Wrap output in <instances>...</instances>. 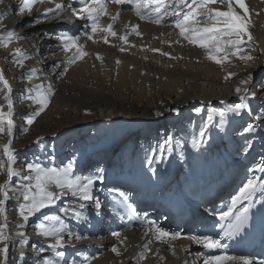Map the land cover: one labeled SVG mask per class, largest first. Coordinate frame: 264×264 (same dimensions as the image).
Masks as SVG:
<instances>
[{
	"label": "bare ground",
	"instance_id": "6f19581e",
	"mask_svg": "<svg viewBox=\"0 0 264 264\" xmlns=\"http://www.w3.org/2000/svg\"><path fill=\"white\" fill-rule=\"evenodd\" d=\"M64 2L74 3L75 0ZM245 3L251 13L253 39L249 42L247 54L254 58L252 61L245 63L232 58L230 63L221 66L206 60L201 49L186 42L169 46L162 41L175 40V30L142 21L130 10V6H122L113 29L118 34H124L131 30L130 27L125 29V25L135 24L139 25L138 30L143 35H129V44H123L115 37H109V43L105 44L103 33L95 35L96 42L81 35L80 43L85 45L89 55L70 66L68 72L57 79L62 68L54 74L51 66L61 63L65 53L57 47L59 42L56 35L61 31L79 35L87 22L77 20L65 8L60 16L41 17L40 23L33 25L31 21L41 16L43 8L53 5H35L30 17L19 14L18 0H3L0 12L9 11V16L4 20L7 28L26 37L19 42V46L29 52L39 50L38 55L25 62L24 68H18L12 65L9 56L11 48L0 49V70L4 71L13 89L14 110L21 107L15 102L17 93L14 88L17 84L23 87L24 93L28 87L41 82L51 83L55 89L42 116L46 124L29 130L22 139H18L20 135L14 129L13 147L18 158L16 167L24 163L26 155L22 149L33 146L37 150L34 158L38 157L42 164L61 166L72 160L74 171L84 175L102 169L104 181L98 183L97 188L104 191L96 192L101 201L107 195V188L117 187L129 193L133 207L139 212H146L150 219L169 231H180L185 237L208 229L219 232V227H213L216 223L213 210L224 208L231 195L246 180L247 169L254 163L251 161L253 155L258 153L264 158V123L256 120V116L264 112V82L258 91L252 90L249 82L250 92L256 93L248 101L251 111L245 109L240 116L228 113L226 123L220 127L215 126L220 118L214 116V124L205 137V143L199 149H194L191 142L209 112L239 102L234 92L239 81L249 73L254 80L264 68V0H245ZM108 8L112 15L118 10L114 4H109ZM100 22L107 25L111 21L104 16ZM169 32L173 33L171 37L167 35ZM46 39H52L55 43L48 44ZM121 46L125 51L120 50ZM145 46L169 52L177 59L148 51ZM96 53L100 54L102 61L96 59ZM33 67L42 69L47 75L27 81L19 79L22 73ZM229 73L235 75L226 80L225 76ZM258 98L263 99V107L257 106ZM221 100L225 104L222 105ZM0 103L4 101L0 99ZM32 106L35 108V105ZM197 108L201 110L199 113L195 111ZM156 112L162 115L156 116ZM52 120L57 122L54 121L52 129H49ZM248 123L257 125L255 132H243V127ZM85 129H90V133L84 135ZM45 130L51 131L49 135L57 134L56 138L53 136L48 141L53 146L55 141L58 143L54 146L55 151L59 150L56 158L45 156L48 146H44L41 139L40 143L36 141ZM70 134L72 140L61 145ZM79 134L81 138H78ZM169 136L181 141V146L177 148L173 140L174 151L171 155L167 151L161 153L157 147ZM246 141L251 143L250 148ZM19 149L21 153L16 152ZM161 156L162 160L148 164V157ZM5 178L0 175V182ZM231 180L234 182L230 183ZM170 182L175 187L170 186ZM70 199L63 198L58 204L62 205ZM212 199L216 201L207 202ZM256 200L259 202L250 213L248 229L235 240L225 241L230 254L264 259V194H258ZM146 205L151 208H141ZM160 207L166 208V215L173 210L174 218L156 219ZM14 208L15 201H10L8 209L12 224L19 222ZM51 211L59 214L56 208ZM104 215L107 219L102 222ZM89 217L90 223H77L65 218L72 231L87 236L79 243L68 241L65 237L71 246L60 250L66 251L67 261H79L87 255L93 257L91 264H137L138 254L147 240L140 221L126 211L115 215L107 207L100 217H96L94 211H89ZM35 219L23 230L37 249L30 246L22 249L17 244L10 248L8 264H40L42 258H54L50 249L44 253L38 251L46 244L33 234ZM198 219L199 222L195 223ZM12 231L16 229L13 227ZM112 231L122 233L123 244L111 236ZM255 236L260 238L257 242H254ZM113 246L119 249V256L111 251ZM172 246L175 255L167 250V245L152 243L151 250L139 264H193V261L202 264V259L197 258V253L205 251L202 246L186 238L173 241ZM21 253H24L22 259ZM159 257H164V260L161 261Z\"/></svg>",
	"mask_w": 264,
	"mask_h": 264
},
{
	"label": "snow or ice",
	"instance_id": "6c2138e0",
	"mask_svg": "<svg viewBox=\"0 0 264 264\" xmlns=\"http://www.w3.org/2000/svg\"><path fill=\"white\" fill-rule=\"evenodd\" d=\"M2 2L3 0H0V3ZM37 4L53 6L44 7L41 16L31 21L33 25L40 23L41 17L47 19L49 16H60L65 8L70 10L71 15L77 20L87 22L84 25V31L79 35L69 31H61L56 35L59 42L57 47L65 53V59L61 63H54L51 66V71L54 74L57 69L62 68L56 76L57 79L63 77L70 66L84 60L89 55L85 50V45L80 43L81 35L96 42L95 35L103 33L105 44L109 43V37L118 38L123 44H129V35H143L138 30L139 25L135 24L125 25V29L130 27L131 30L130 32L125 31L124 34H118L113 29L122 6H130V10L142 21L158 26H167L175 30V40L162 41L169 46L173 43L183 44L186 42L188 45L201 49L206 60L221 66L230 63L232 58L245 63L254 59L247 54L248 45L253 36L250 31L251 13L245 0H75L74 3H65L64 0L61 2L18 0L19 14L31 17L34 6ZM109 4L117 6L118 10L115 15L109 12ZM8 16L9 11L0 12V49L9 50L11 48L9 56L12 65L24 68L25 62L38 55L39 50L29 52L19 46V42L25 40L26 37L14 29L7 28L4 20ZM104 16H108L111 21L107 25L100 22L101 17ZM167 35L171 37L173 33L169 32ZM14 44L17 46L11 47ZM130 46L134 47V45ZM145 49L170 59H177L171 53L160 49L147 48V46ZM120 50L125 51L122 46ZM96 59L102 61L99 53H96ZM116 63L119 64L120 61L117 60ZM46 75L47 73L42 69L33 67L22 73L19 79L27 81L33 78L40 79ZM234 75L235 73H229L225 79H230ZM252 79L253 76L249 73L234 88V92L239 98L238 103L228 104L225 108L215 109L208 113L198 134L192 139V148L199 149L205 143V137L214 124V116L220 118L219 124L215 125L220 127L226 123L225 117L228 113L240 116L245 109L251 111L248 101L250 97L256 96V93L250 92L248 88ZM54 94L55 89L51 83L41 82L26 89L22 98L30 101L31 105H35L34 110L24 117L26 125H32L36 118L47 109ZM0 99L4 101V103H0V137H6V142L0 144V175L6 177L3 182H0V264H8L10 248L16 247L17 244L22 249L28 246L34 250L37 249V245L30 242L26 231L23 230L33 218H36L32 224L33 234L46 244V247H40L38 251L44 253L50 249L54 257L42 258L40 264H91L93 257L87 255L79 261L69 262L65 259L66 251L60 249L71 246L66 242V236L68 241L77 243L87 239V236L72 231L65 218L75 220L77 223H90L89 211H94L95 216L100 217L105 207L115 215L126 211L135 220L140 221L144 228L143 235L147 240L142 245L143 250L138 254L137 264L146 258L152 243L158 242L167 245V250L175 255L172 242L185 238L202 246L205 250L197 253V258L202 259V264H264V259L230 254L228 252L229 245L225 243V241L235 240L249 227L250 213L259 202L256 200V196L264 194V158L254 162L252 167L247 169L246 180L231 195L224 208L213 210V215L216 218L213 227H219V232L208 229L199 233L193 232L185 237L180 231H169L162 227L157 221L150 219L146 212L137 211L133 207L127 191H122L117 187L107 188V195L101 201L96 192L104 191L97 188V184H102L104 181V176L101 174L102 169L88 175L78 174L74 171L72 160L61 166H51L39 162L38 157L25 162L23 168L16 167L18 158L13 147L14 129L16 128L13 89L5 78L3 70H0ZM220 103L223 105L225 101L221 100ZM173 111L177 110L173 109ZM195 111L199 113L201 110L197 108ZM155 115L160 116L162 113L156 112ZM256 120L264 123V112L258 114ZM256 127L257 125L248 123L243 127V132L253 133L256 131ZM22 131L27 132L28 129L25 127ZM173 140H175L177 148L181 146V141L178 138L169 136L163 143L157 145L159 151L161 153L167 151L171 155L174 151ZM39 141L40 138L37 143ZM246 143L249 148L252 146L250 142L246 141ZM244 150L247 152L248 149ZM162 159L163 156L148 157L147 161L151 165L153 161ZM63 198L71 199L63 202L62 205L58 204ZM10 201H15L13 211L19 217V222L15 224H12L9 217L8 203ZM54 208L58 209L59 214L51 211ZM46 209L49 211L45 212ZM13 227L16 229L15 232L12 231ZM111 236L120 240L121 244L124 243V240L121 239V232L112 231ZM111 251L117 256L121 254L116 246H113ZM23 256L24 253H21V259ZM159 259L163 261L164 257H159Z\"/></svg>",
	"mask_w": 264,
	"mask_h": 264
},
{
	"label": "rangeland",
	"instance_id": "374dc122",
	"mask_svg": "<svg viewBox=\"0 0 264 264\" xmlns=\"http://www.w3.org/2000/svg\"><path fill=\"white\" fill-rule=\"evenodd\" d=\"M83 22H81V24H82ZM20 26H21V24H20ZM26 30H28V29H26ZM25 30V31H26ZM45 42L46 43H48V44H50V43H55V41L54 40H50V39H46L45 40ZM21 81V80H20ZM20 81H18V83L20 82ZM262 82H264V68L258 73V75H257V77L254 79V80H252L251 81V84H250V86H251V89L252 90H256V91H258L259 89H260V87H261V85H262ZM14 90H15V92L17 93V97H16V99H15V102H16V105H20L21 107L18 109V107H16V109L14 110V112H15V115H14V123H16L15 125H16V132H17V134L18 135H20L19 137H18V139H22L28 132H29V130H32V129H36V128H40V127H42L44 124H46L47 123V121H46V119L45 118H42V116L46 113V111H44L43 113H41V115L39 116V117H37L36 118V120H35V122L32 124V125H26L25 123H24V117L26 116V115H28V114H30L33 110H34V107L30 104V102L29 101H27L26 99H24V100H22L23 98H22V94L24 93V91H23V87H21V85L20 84H17L16 85V88H14ZM259 99V98H258ZM22 101V102H21ZM257 106L260 108V107H263V99H259L258 101H257ZM53 121V122H52ZM51 122H49V125H50V128L49 129H52V126L55 124V122L54 121H56L57 122V120H52ZM52 124V125H51ZM238 124V126H239V123H237ZM27 128L28 129V131L27 132H24V131H22V129L23 128ZM49 132H51V131H44V134L42 135V134H39L38 135V138H40L42 141H43V143H44V146H48V152L46 153V155L45 156H48V158H50V157H52L53 156V158H56L57 156H58V154H59V150L58 151H55L54 149H55V147L54 146H57V141H55L54 142V146L53 145H51V143L50 142H48L50 139H52L53 138V136H55V138L57 137V134H53V135H49ZM90 133V129H85L84 131H83V134L84 135H87V134H89ZM42 135V136H41ZM129 136V134H127V137ZM38 138L36 139V141L38 140ZM78 138H81V134H79V136H78ZM6 139V137H0V144H2V143H4V140ZM72 140V134H70L67 138H64V140L62 141V144L61 145H63V142L64 143H66V142H70ZM39 143H40V141H39ZM26 145H28V143L27 144H24L23 146H19L18 148H21V147H24V146H26ZM18 148H16V149H18ZM23 150V153H24V155H26L25 156V158H24V163L22 164V166L21 167H19V168H22L23 166H24V164H25V162H27V161H32L33 159H35L34 157H35V154H37V150H36V148L35 147H33V146H31V148L30 147H28V148H24V149H22ZM21 149H19V150H17L16 152L17 153H21V151H22ZM35 153V154H34ZM259 158V159H258ZM261 159V156L258 154V153H256V154H254L253 155V157L251 158V161L252 162H256V161H259ZM111 161V160H110ZM116 160H114V162H115ZM172 179V178H171ZM170 179V180H171ZM13 182H15V180L13 181ZM234 182V180H231L230 181V183H233ZM170 186H174L173 184H172V182H170ZM214 201H216V200H211V201H207V202H214ZM141 208H151L149 205H146V206H143V207H141ZM137 211H139V210H137ZM107 216L106 215H104L102 218L103 219H101V221L102 222H104L107 218H106ZM158 218H160L159 216H157L156 217V219H158ZM170 221V220H169ZM109 226H110V224H109ZM101 244H102V242H101ZM69 259V258H68Z\"/></svg>",
	"mask_w": 264,
	"mask_h": 264
}]
</instances>
